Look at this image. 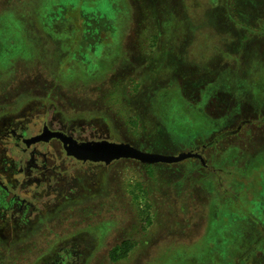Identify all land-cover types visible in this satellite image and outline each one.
I'll return each instance as SVG.
<instances>
[{
	"label": "rangeland",
	"instance_id": "374dc122",
	"mask_svg": "<svg viewBox=\"0 0 264 264\" xmlns=\"http://www.w3.org/2000/svg\"><path fill=\"white\" fill-rule=\"evenodd\" d=\"M0 10V158L15 170L0 171L2 184L41 205L61 179L102 184L42 224L51 229L30 245L32 234L0 239V264H38L48 249V261L61 254L78 264L83 256L81 264H264V117L235 127L246 112L233 111L235 91L247 108L264 106V0H0ZM59 17L108 27L86 53L90 64L68 65L78 58L74 41L53 58L48 39L34 66L42 29L20 31L47 30ZM19 57L26 68L13 67ZM51 61L65 81L51 75ZM45 122L86 139L196 154L150 167L79 162L57 141L27 145ZM124 239L131 252L111 262L109 250Z\"/></svg>",
	"mask_w": 264,
	"mask_h": 264
},
{
	"label": "flooded vegetation",
	"instance_id": "af4514ba",
	"mask_svg": "<svg viewBox=\"0 0 264 264\" xmlns=\"http://www.w3.org/2000/svg\"><path fill=\"white\" fill-rule=\"evenodd\" d=\"M91 29H92L91 34H94L95 38H92V37H89V38L93 39L95 41V43H97V41H101V39L96 37L98 35V33H100L102 30H103L102 32H107V29H103V27L95 26V27H92ZM22 94H25V93H22ZM24 101H26L25 95L23 97L19 98L15 103L18 106V103L22 104ZM14 122H18V121H14ZM61 122L64 124L65 121H61ZM245 122H249V121H245ZM6 123H7L6 128H10L11 124L13 125V122H11V121H5V124ZM46 127L51 132H57L58 131V132L66 134L67 136H70L74 139H77L78 141H98L99 140V139L98 140L86 139V138L80 137L79 133L83 132V130H78L77 132H70V131L64 129V127H60V126L54 127L47 122H45L43 124L42 131H40L36 135L42 134L45 131ZM11 128H13V126H11ZM22 129L26 130V127H22ZM26 135H27V133L25 132V136ZM33 136H35V135H33ZM33 136H31V137H33ZM31 137H28L26 139L28 146L35 144V143L28 144V141ZM51 141L52 142L57 141L56 144L60 143L61 148L64 151L65 155L68 156L69 158L75 159L76 161L90 162V163H97V164L98 163H101V164L106 163V162L82 161V160H79L73 156L68 155L66 153L65 145L59 137H52L48 141H39L36 143H49ZM109 141H113V140H109ZM119 160H121V159H119ZM126 160H129V159H126ZM132 160H135V159H132ZM115 161H118V160H114L110 163H114ZM0 165H2V167H0V171H3L6 174L9 172L14 173V171H15V170H13V168H8V169L5 168L1 158H0ZM100 179H101V177L99 175V180ZM61 181H62V179L59 181L58 185L54 186L53 189H50L49 195L45 196L48 199V200H46V203L41 205V203L39 202V204H40L39 205L34 200L26 199L25 196L22 197V196L15 195L14 191H13L15 188L10 187L8 185H3L1 178H0V239L14 240V239H16V237H18L17 236L18 234L23 233L24 234L23 236H26L28 234L34 235V238L32 239V241H33L36 238H38L39 230L42 228V224L45 225V223H48L50 221H54L56 218H60V216H61L60 212L63 211L64 209H71V208L82 206L81 204L83 201H87L86 199H88V198H90V200H91L92 197L94 195H96L102 189L101 183L100 184H98V183L94 184L93 182L90 183V182H88V179H86L85 177L78 178L77 180H75L74 184L72 186H70V184H68V185L63 184V183H61ZM8 184L13 186L11 182H8ZM36 197H38V196H36ZM60 198H61V200H60ZM125 240L126 239H124L123 241H125ZM123 241H121V242H123ZM126 241H128V240H126ZM29 242H31V241H29ZM29 242H27V243H29ZM121 242H119V243H121ZM128 242L130 243V241H128ZM76 244H78V243H74V247L76 246ZM115 245H113L112 248ZM131 249L132 248L130 247L128 254L131 252ZM51 250L52 249H48L47 252H43V255L36 256L37 257L36 260H41L38 264H40V263H42V264H46V263H48V264H70V263L71 264H78V263H76V261L71 260V262H70V260H69L70 256L64 257L61 254L57 255V258L52 257L50 259V261H48L49 260V251H51ZM69 255H70V253H69ZM108 255H109V252H108ZM79 256H80V254H79ZM81 257H82V255H81ZM82 258L84 259L85 256H83ZM83 259H81V260L83 261ZM81 260L78 261L79 264L82 263ZM110 261L116 262L118 260L112 261L110 259Z\"/></svg>",
	"mask_w": 264,
	"mask_h": 264
},
{
	"label": "trees",
	"instance_id": "16d2710c",
	"mask_svg": "<svg viewBox=\"0 0 264 264\" xmlns=\"http://www.w3.org/2000/svg\"><path fill=\"white\" fill-rule=\"evenodd\" d=\"M61 19L60 21H57ZM78 20V18H73V21ZM64 18H57L51 21V26L49 25V23L47 24L49 29H45V26H42L40 24V28L42 29V32L44 34V36L47 37V39H50L51 41H53V44L51 45V47H49L51 53V56H53V58H58V54L56 53V50H60L62 43H66L69 41H74L77 46H78V50L77 52L73 53L75 54L78 58H74L72 56V60L70 62L67 61V63H69V66H73L76 68H80L81 66L85 65V63L90 64L92 61H90V58L88 57V50L89 49H93L96 46V43L93 39L89 38H95L94 34L92 33V27H95V24L90 22V21H85V23H83V27L78 28V30L73 28V25L71 26V24L73 23L72 20H65L63 21ZM98 24V23H97ZM99 25V24H98ZM97 27H103V29L105 28V26H102V24H100ZM103 31V30H102ZM102 31L100 33H98V35L96 37H98L99 39H102ZM57 33L59 34V36H57ZM21 37H27V33L25 31H20ZM98 42V41H97ZM25 46H23L22 48H24ZM33 51L30 53L33 54V60H40L41 58H39V56H42L44 53L42 52V50L38 47H34L32 49ZM20 52H22L23 50H19ZM18 51V52H19ZM27 51H25L26 53ZM66 52V51H65ZM25 53L22 52V55H24ZM64 53V52H63ZM63 53H62V57H63ZM66 55H69L70 52H66ZM87 53V54H86ZM21 56V54H19ZM90 56V55H89ZM19 59H21V57H19ZM54 62H57L55 59H53ZM51 61L49 62V66L51 67L53 72H56V68L54 65V62ZM15 62V60H14ZM13 62V64H14ZM25 64V63H23ZM74 70H77V69ZM71 69H73L71 67ZM74 75L78 74L77 73H73ZM81 79H86L87 76L83 75V73H81ZM94 78V77H92ZM57 80L60 79V81H65L61 75L56 78ZM95 79V78H94ZM212 91V89H210ZM145 165L147 167H150L151 165H149L148 163H145ZM152 173V172H151ZM131 244L128 241H123L121 243L116 244L110 251H109V258L112 261H116L119 259L124 258L129 250H130Z\"/></svg>",
	"mask_w": 264,
	"mask_h": 264
},
{
	"label": "water",
	"instance_id": "95a60500",
	"mask_svg": "<svg viewBox=\"0 0 264 264\" xmlns=\"http://www.w3.org/2000/svg\"><path fill=\"white\" fill-rule=\"evenodd\" d=\"M47 132V133H46ZM52 137H59L66 148V153L82 161L112 162L119 159H135L143 163H173L189 157L196 152L179 155H165L151 151H144L132 144L109 140L78 141L61 132H51L47 127L42 134L31 137L28 144L48 141Z\"/></svg>",
	"mask_w": 264,
	"mask_h": 264
},
{
	"label": "crops",
	"instance_id": "0c3cea01",
	"mask_svg": "<svg viewBox=\"0 0 264 264\" xmlns=\"http://www.w3.org/2000/svg\"><path fill=\"white\" fill-rule=\"evenodd\" d=\"M9 7H16V6H9ZM5 8H8V7H5ZM5 8H3V9H5ZM16 8H18V7H16ZM2 10V9H1ZM0 10V11H1ZM16 12H17V14H20L19 12L20 11H17L16 10ZM76 22L78 23L77 25H76ZM80 22V21H79ZM78 21H73V23L75 24V25H73V23L71 24V26L73 25V28L74 29H76V30H78V28H80V27H83V23H79ZM31 29H33V30H37V31H41V30H39L40 28H39V26H37V27H27L26 28V33H27V36H31ZM104 29H107V32L109 31V29H108V27H105ZM107 32H102V39H101V43H103V40L105 39V36H106V33ZM39 35H40V37L41 38H39V39H37L36 40V42H37V44L35 43V41H34V47H39V48H41L42 49V52L44 53L46 50H44L43 48H42V46L40 45V44H42L43 43V40H46V41H48V39L47 38H44V37H42V36H44V34H43V32H39ZM50 47H51V45H50ZM102 47H103V45H102ZM33 50H31V52H32ZM66 52H64L63 53V57L61 58V59H64L65 57H66ZM33 59V58H32ZM18 62H23V63H25L26 64V62L24 61V60H22V59H18L17 61H15L14 62V64H13V67L15 66V64H17ZM33 62H35L34 63V66H36L37 64H42V62L40 61V60H33ZM25 64H22V65H24V68H26L25 67ZM44 65V64H43ZM47 66V69H49L50 71L49 72H52L51 73V75L56 79V78H58L60 75H57L56 74V72H53L52 71V69H51V67L49 66V64H47L46 65ZM22 68V67H21ZM0 70H1V68H0ZM26 71H28V70H26ZM56 71V70H55ZM23 72V71H22ZM25 72V71H24ZM23 72V73H24ZM11 73H12V71H11ZM2 74V72L0 71V75ZM17 74L18 73H13V74H11L10 75V78L11 79H13V78H15L16 76H17ZM83 75H85V74H83ZM85 76H88V75H85ZM57 80V79H56ZM234 99H235V102H234V105H233V111H234V109L236 110V112H234V114L236 115L237 114V106L238 107H240V110H244V112H246L245 113V115H244V117H240V119H239V121H240V123L238 124V125H236L235 127H238V126H241L242 125V123H244V126H246V127H248V126H252V127H257V124L259 123V117H264V106H262V105H260L259 107H255L252 103H250V105H249V108H247V106L245 105V104H248L249 103V100H245L244 98H243V100L241 99V98H239L238 96H237V93H236V91L234 92ZM243 104H244V106H243ZM248 112H250V115L248 114ZM248 118H250V119H255L256 118V120L257 121H249V122H245ZM237 120V119H236ZM241 120H243V121H241ZM264 122V121H263ZM205 158H207L206 157V155H205ZM197 163V162H196ZM196 163H194V167H197V166H195L196 165ZM208 165H210V163L208 162ZM55 221V220H54ZM54 221H50V222H48V224L49 225H51V223H53ZM46 224V223H45ZM51 229V227L49 226V228L48 229H45L44 227H42L40 230H39V236L38 237H40L41 235H44V232L45 231H49ZM45 237H49L48 235H45V236H43L41 239L42 240H46V238ZM37 239H35V240H33V241H31V242H29V243H27V245H30L32 242H34V241H36Z\"/></svg>",
	"mask_w": 264,
	"mask_h": 264
}]
</instances>
